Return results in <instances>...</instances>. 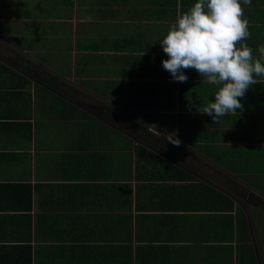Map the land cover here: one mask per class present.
Returning <instances> with one entry per match:
<instances>
[{"label": "crops", "instance_id": "0c3cea01", "mask_svg": "<svg viewBox=\"0 0 264 264\" xmlns=\"http://www.w3.org/2000/svg\"><path fill=\"white\" fill-rule=\"evenodd\" d=\"M194 3L0 0V264H264V83L214 123L162 67Z\"/></svg>", "mask_w": 264, "mask_h": 264}, {"label": "clouds", "instance_id": "9594fccd", "mask_svg": "<svg viewBox=\"0 0 264 264\" xmlns=\"http://www.w3.org/2000/svg\"><path fill=\"white\" fill-rule=\"evenodd\" d=\"M252 0H195L188 9L179 12L159 41L168 57L162 61L164 70L175 82L185 83V70H195L208 84L217 86L214 100L194 104L214 123L219 118L243 110L241 100L249 88L264 83V43L258 45L259 56L247 43L251 37L250 22L245 8ZM177 131L167 133V142L179 146Z\"/></svg>", "mask_w": 264, "mask_h": 264}, {"label": "rangeland", "instance_id": "374dc122", "mask_svg": "<svg viewBox=\"0 0 264 264\" xmlns=\"http://www.w3.org/2000/svg\"><path fill=\"white\" fill-rule=\"evenodd\" d=\"M256 14H257V15H260L261 13H260V11L256 10L255 15H256ZM257 15H256V16H257Z\"/></svg>", "mask_w": 264, "mask_h": 264}]
</instances>
